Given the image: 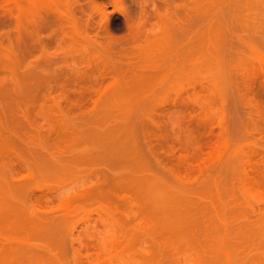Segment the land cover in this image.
<instances>
[{"label": "rangeland", "instance_id": "1", "mask_svg": "<svg viewBox=\"0 0 264 264\" xmlns=\"http://www.w3.org/2000/svg\"><path fill=\"white\" fill-rule=\"evenodd\" d=\"M262 221L264 0H0V264H254Z\"/></svg>", "mask_w": 264, "mask_h": 264}, {"label": "bare ground", "instance_id": "2", "mask_svg": "<svg viewBox=\"0 0 264 264\" xmlns=\"http://www.w3.org/2000/svg\"><path fill=\"white\" fill-rule=\"evenodd\" d=\"M157 179H159V178H157ZM157 179H156V180H157ZM156 180H155V181H156ZM158 181H160V180H158ZM153 182H154V181H153ZM153 182H152V183H153ZM160 182H162V181H160ZM160 182H158L157 184H160ZM152 183H150L149 186H151ZM163 183H164V182H163ZM163 183H161V184H162V186L164 187V189H165V191H166V190H167V186L169 187V185H167V184H166V185H165V184L163 185ZM153 184H156V182L153 183ZM153 184H152V185H153ZM153 186H154V185H153ZM153 186H151V187L153 188ZM155 186H156V185H155ZM159 186H160V185H159ZM165 186H166V187H165ZM163 187H160V188L163 189ZM156 188H157V186H156ZM158 189H159V187H158ZM162 189H161V190H162ZM168 189H169V188H168ZM165 191H164V193H166L165 195H166V197H167L168 194H170V193L168 192V190H167L166 192H165ZM150 195H151V194H150ZM150 195H149V196H150ZM163 195H164V194H163ZM155 196L157 197V195H154L153 198H151V200L153 199L154 202H156V201H155V199H156ZM169 196H171V194H170ZM169 196H168V197H169ZM151 197H152V195H151ZM164 197H165V196H164ZM141 198H142V197H141ZM145 198H147V199H146V201H147V200H148V196L145 197ZM154 198H155V199H154ZM136 199H137V198H136ZM142 199H143V200H142ZM142 199H141V200L144 201V198H142ZM137 200H140V199H137ZM156 200H157V199H156ZM183 201H184V200H183ZM137 202H138V201H137ZM140 202H141V201H140ZM154 202H149V205H151V203H154ZM180 202L182 203V200H181ZM180 202H179V203H180ZM138 203H139V202H138ZM138 203H137V204H138ZM141 203H142V202H141ZM141 203H139V204H141ZM185 203H186V202H185ZM185 203H184V204H185ZM146 204H147V203H146ZM146 204H144V205H146ZM180 205H181V204H180ZM180 205H179V206H180ZM182 205H183V204H182ZM182 205H181V207H182ZM141 206H142V205H141ZM183 206H184V205H183ZM189 208H190V207H188V209H189ZM183 210H185L184 207H183ZM187 211H188V210H187ZM184 213H185V211H184ZM184 215H187V214H184ZM156 216H157V215H156ZM156 216H155V217H156ZM188 216H189V215H188ZM151 217H152V216H151ZM191 217H192V216H191ZM191 217H190V218H191ZM152 218H153V217H152ZM154 219H155V218H154ZM156 219H160V218H156ZM161 219H162V218H161ZM187 219H188V218H187ZM187 219H186V220H187ZM164 220H165V219H164ZM177 220H178V219H177ZM177 220H176V221H177ZM189 220H190V219H189ZM222 220H223V219H222ZM162 221H163V220H162ZM182 221H184V220H182ZM144 222H145V221H144ZM155 222H156V220H155ZM262 222H263V221H262ZM147 223H148V222H147ZM150 223H151V222H150ZM157 223H158V220H157ZM157 223H156V224H157ZM159 223H160V222H159ZM185 223H186V222H185ZM217 223H219V222H217ZM183 224H184V223H183ZM186 224H187V223H186ZM263 224H264V222L262 223V227H260V225H258V226H259L260 228H263ZM221 225H223V224H221ZM213 226H214V225H213ZM151 227H152V226H151ZM216 227H217V226H216ZM155 228H156V227H155ZM181 228H182V227H181ZM189 228H190V227H189ZM194 228H195V227H194ZM221 228H222V227H221ZM257 228H258V227H257ZM190 229H191V228H190ZM263 230H264V228H263ZM191 231H192V230H191ZM193 231H194V230H193ZM258 231H260V229H259ZM214 232H215V231H213V233H214ZM260 232H262V231H260ZM260 232H259V233H260ZM184 234H185V232H183V236H184ZM214 234H215V233H214ZM214 234H213V235H214ZM219 234L221 235L222 233L219 232L218 235H216V237H218ZM223 234H224V233H223ZM261 234L264 235L263 232H262ZM185 235H186V234H185ZM213 235H212V236H213ZM262 235H260V236H262ZM183 236H181V237H183ZM197 236H198V235H197ZM228 236H229V235H228ZM260 236H259V237H260ZM185 237H186V236H185ZM198 237H199V236H198ZM220 237H221V236H219V238H220ZM229 237H230V236H229ZM187 238H188V237H187ZM189 238H190V237H189ZM189 238H188V240H189ZM219 238H218V239H217V238H216V239L213 238V241L216 240V243H215V244H217V245H218V243H217L218 241H217V240H219ZM262 238H263V236H262ZM205 239H206V238H205ZM239 239H240V238H239ZM263 239H264V238H263ZM133 240H134V239H133ZM232 240H233V239H232ZM234 240H235V239H234ZM251 240L253 241V239H251ZM256 240H257V239H256ZM248 241H250V240H248ZM262 241H263V240H262ZM126 242H127V241H126ZM187 242H188V241H187ZM187 242H186V243H187ZM211 242H212V241H211ZM214 242H215V241H214ZM214 242H213V243H214ZM219 242H221V240H220ZM230 242H231V241H230ZM259 242H260V241H259ZM196 243L198 244V242H196ZM227 243H228V242H227ZM232 243L234 244V242H232ZM247 243H249V242H247ZM187 244H188V243H187ZM189 244H190V243H189ZM219 244H220V243H219ZM230 244H231V243H230ZM258 244H259V243H258ZM202 245H203V244H202ZM210 245H211V244H210ZM217 245H216V246H217ZM220 245H221V244H220ZM226 245H227V244H226ZM228 245H229V244H228ZM251 245H252V244H251ZM190 246H191V244H190ZM216 246H214V247H216ZM238 246H239V245H238ZM240 246H241V244H240ZM254 246H255V245H254ZM257 246H258V245H257ZM257 246H256V247H257ZM220 247H221V246H220ZM248 247H249V246H248ZM207 248H208V247H207ZM227 248H228V246H227ZM227 248H226V249H227ZM234 248H235V246H234ZM237 248H238V247H237ZM215 249H216V248H215ZM228 249H231V251L233 250V252H235L234 249H232V248H230V247H229ZM195 250H196V249H195ZM255 251H256V249L254 250V252H255ZM257 251H258V250H257ZM202 252H203V251H202ZM213 252H215V250H214ZM236 252H237V251H236ZM241 252H242V251H241ZM208 253H209L210 256L212 257V253H210V250H209ZM208 253H207V254H208ZM216 253H217V251H216ZM220 253H221V252H219L218 255H219ZM244 253H245V252H244ZM261 253L264 254V250H262ZM261 253H260V255H261ZM202 254H203V253H202ZM213 254H215V253H213ZM256 254H257V253H256ZM231 255H233V258H234V253H233V254L231 253ZM240 255H242V254H240ZM240 255H239V256H240ZM252 255H254V254H252ZM214 256H215V260H216L217 254L214 255ZM214 256H213V257H214ZM221 256H222V255H221ZM221 256H220V257H221ZM249 256H250V255H249ZM157 257H158V256H157ZM201 257H202V256H201ZM201 257H200V258H201ZM205 257H206V256H205ZM207 257H209V256H207ZM255 257H256V256H255ZM258 257H259V255L257 256V258H258ZM218 258H219V256H218ZM223 258H224V257H223ZM225 258H226V257H225ZM229 258H230V255H229ZM237 258H238V257H237ZM257 258H256V260H257ZM206 259H207V258H206ZM220 259H221V258H220ZM263 259H264V258H263ZM207 260H208V259H207ZM217 260L219 261V263L221 262V260H219V259H217ZM232 260H233V259H232ZM237 260H238V259H237ZM239 260H240V259H239ZM243 260H244V259H243ZM250 260H251V259H249V261H250ZM252 260H253V259H252ZM252 260H251V261H252ZM258 260H259V259H258ZM261 260H262V258H261ZM208 261H209V260H208ZM210 261H213V260H210ZM218 261H217L216 263H218ZM249 261H247V262L250 263ZM254 261H255V260H254ZM146 262H147V261H146ZM222 262H223V261H222ZM245 262H246V261H245ZM263 262H264V261H262V262H260V261L257 262V261H256V262H254V264H263ZM153 263H154V262H153ZM211 263H212V262H211ZM214 263H215V262H214ZM216 263H215V264H216ZM239 263H240V262H239ZM147 264H148V263H147ZM232 264H233V263H232ZM236 264H237V263H236ZM246 264H247V263H246ZM252 264H253V263H252Z\"/></svg>", "mask_w": 264, "mask_h": 264}]
</instances>
